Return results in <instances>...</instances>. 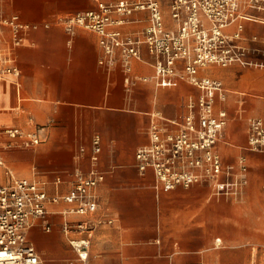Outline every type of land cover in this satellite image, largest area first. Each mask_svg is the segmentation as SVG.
<instances>
[{"label":"crops","instance_id":"crops-1","mask_svg":"<svg viewBox=\"0 0 264 264\" xmlns=\"http://www.w3.org/2000/svg\"><path fill=\"white\" fill-rule=\"evenodd\" d=\"M104 1L114 4L117 0ZM97 2L0 0L4 14L16 13L21 20L38 24L24 30L22 41L15 46L10 43L7 28L2 35L19 75H0V129H30L36 125L42 127L44 137L34 146L6 147L11 138L0 132V155L12 173L43 180L48 196L65 194L72 188L73 168H90L93 133L98 132L101 138L96 167L104 172V179L94 189L96 211L88 215L63 213L71 203L48 201L44 218L27 229V239L40 256L39 264H214L211 250L215 230L205 225V209L214 208V204L207 203L206 184L165 188L156 182L150 167L140 173L134 158L136 148L149 141L150 112L159 110L167 118L181 120L187 97L197 96L200 89L178 79L174 86L157 88L138 81L127 92L120 65L109 68L99 62L98 33L77 28L69 34L55 20L57 16L96 9ZM169 2L160 0L161 11L165 25L173 27ZM129 3L127 13L110 11L113 21L106 29L141 38L149 22V9L132 8L133 0ZM252 12L257 17L242 20L239 41L249 48L251 60L264 63V11ZM140 53L143 60H133L132 73L149 75L152 67L146 62L150 55L145 44H140ZM198 74L223 83L226 97L217 99L215 108H224L228 120L226 141L218 143V151L225 162H235L241 153L246 156L249 185L253 175L249 160L264 158V151L245 148L246 118L259 116L264 122V65L208 64ZM237 121H243V134L236 129ZM235 148L239 153L225 158L223 153ZM95 216L109 217L112 222L91 231L88 257L81 261L61 226L65 220ZM44 223L49 230L44 229ZM215 240L217 245L221 241L220 237ZM243 249L247 257L242 264H251L249 248L245 245Z\"/></svg>","mask_w":264,"mask_h":264},{"label":"built area","instance_id":"built-area-1","mask_svg":"<svg viewBox=\"0 0 264 264\" xmlns=\"http://www.w3.org/2000/svg\"><path fill=\"white\" fill-rule=\"evenodd\" d=\"M131 0H117L114 4L98 0L96 9L77 11L57 16L69 34L77 28L98 33L101 48L100 63L111 68L119 64L123 71L125 90L129 92L138 81L150 82L154 87L176 85L185 79L199 87L197 96L186 99L181 120L167 118L161 111L150 112L147 129L149 141L136 148L135 165L140 173L147 167L155 180L165 188L206 184L213 197L239 200L248 184V163L241 153L235 162L223 161L218 143L225 142L228 120L224 108H215L217 99L226 97L223 83L218 78L199 76L201 67L208 64L227 66L264 65L248 57L249 48L240 43L242 20L257 16L252 10L264 11V0H170L173 27L164 23L160 0H133L132 8L149 9L148 25L142 37L121 36L119 31L106 29L113 20L110 11H130ZM38 24L21 20L16 13L4 14L0 8V75H19V68L3 43V30L8 29L12 46L22 41V32ZM44 27L48 24L44 23ZM233 27L232 30L229 28ZM140 44H145L152 67L149 75H134L133 60H143ZM245 148L264 151V122L259 116H248ZM42 127L23 129L7 126L0 132L11 141L6 147H29L44 140ZM100 134L91 137L90 168H73L72 188L65 194L48 196L44 181L17 176L0 155V264H39L41 259L35 246L27 239L26 231L36 220L44 218L48 201L59 199L72 204L63 213L93 214L98 206L94 189L104 179V172L96 167L100 152ZM83 151V148H80ZM59 177L55 182H59ZM109 217L95 216L82 220H65L61 226L76 257L85 261L90 248L91 231ZM44 229L49 225L44 223ZM78 232L79 235H71Z\"/></svg>","mask_w":264,"mask_h":264},{"label":"rangeland","instance_id":"rangeland-1","mask_svg":"<svg viewBox=\"0 0 264 264\" xmlns=\"http://www.w3.org/2000/svg\"><path fill=\"white\" fill-rule=\"evenodd\" d=\"M236 123V129L243 134V121ZM238 153L235 148L223 154L225 158L231 159ZM249 166L253 175L239 200L216 199L205 185L207 203L214 204V208L207 206L205 209L208 211L205 225L215 230L212 243L214 249L211 250L214 264H242L244 256L247 257L243 249L245 245L251 252V264H264V158L249 160ZM216 237L221 239L218 245Z\"/></svg>","mask_w":264,"mask_h":264}]
</instances>
